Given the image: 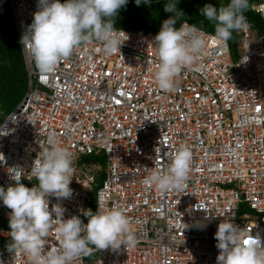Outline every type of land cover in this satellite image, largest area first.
I'll return each instance as SVG.
<instances>
[{"label":"built area","instance_id":"2783aa9c","mask_svg":"<svg viewBox=\"0 0 264 264\" xmlns=\"http://www.w3.org/2000/svg\"><path fill=\"white\" fill-rule=\"evenodd\" d=\"M254 4L264 18V0ZM12 6L21 38L37 0H12ZM183 24L203 33L207 45L196 62L201 69H182L171 91L161 90L154 79V31L116 27L125 32L120 51L105 55L93 39L49 73L22 49L28 86L0 121V186L15 183L8 167L20 166L28 176L52 136L72 153L73 192L68 199L49 196V208L60 203L65 219L78 215L87 223L82 209L93 198L100 165L83 157L103 152L106 175L95 211L98 201L121 209L137 243L128 249L93 248V264H216L214 234L223 219L246 229L250 238L264 239V35L255 38L249 25L238 31L242 52L235 61L228 41ZM181 146L192 152L184 188L144 185L155 165L166 170ZM10 212L0 201L4 238L10 235ZM47 239V246H58L54 231ZM85 256L76 264H85ZM0 264L30 262L6 247Z\"/></svg>","mask_w":264,"mask_h":264},{"label":"clouds","instance_id":"9594fccd","mask_svg":"<svg viewBox=\"0 0 264 264\" xmlns=\"http://www.w3.org/2000/svg\"><path fill=\"white\" fill-rule=\"evenodd\" d=\"M142 2L151 4L152 0H135L138 6ZM127 3L128 0H37L38 10L20 38L22 49L31 55L43 73L54 71L76 48L93 39L102 44L105 55H113L120 51L121 35L125 33L117 30L115 18ZM248 7L249 0H230L219 7L205 4L200 13L215 23L216 38L227 42L233 31L248 28L244 15ZM164 11L173 15L162 22L154 37L158 58L154 79L161 90L171 91L182 69H201L196 62L207 42L204 34L194 26H175L182 12L177 9L176 0H167ZM48 144L49 147L33 161L28 176L20 166L8 167L9 178L15 183L7 189L0 186V201L11 209L8 251L14 253V257L23 253L30 264H76L93 248L134 247L137 238L129 218L117 207L106 208L103 201H98L96 211L82 209L87 223L78 215L65 219L66 209L60 203L49 208V196L58 200L71 197L73 161L72 153L60 146L54 137H49ZM191 166L192 152L181 146L172 153L166 170H159L156 164L157 170L146 175L142 183L160 191H180ZM24 178H35L38 183L28 187L21 182ZM198 227L206 228L207 225ZM52 231L58 246H47ZM214 238L219 250L216 264H264V239L259 235L250 238L246 229L223 219Z\"/></svg>","mask_w":264,"mask_h":264},{"label":"trees","instance_id":"16d2710c","mask_svg":"<svg viewBox=\"0 0 264 264\" xmlns=\"http://www.w3.org/2000/svg\"><path fill=\"white\" fill-rule=\"evenodd\" d=\"M255 0H249V7L244 12L247 23L253 31V36L264 35V18L255 10ZM167 0H152L151 4L141 3L139 6L135 0H128L126 6L122 7L115 18V27L142 28L148 31L159 32L162 22L169 18L172 13L164 11ZM230 0H176L181 15L176 18L175 26L179 28L184 21L204 28L215 33V23L201 15L200 9L205 4H212L216 7L226 5ZM240 34L233 31L228 40L232 53V59L238 60L242 52L240 45ZM28 86V73L25 66L22 45L18 27L16 24L12 0H0V121L12 111L24 96ZM1 112L3 114H1ZM86 161L100 165L96 183L93 189V198L88 202V208L95 211V196L98 188L106 175V156L103 152L89 154L83 157ZM28 187L34 182L22 179ZM38 183V181H36ZM244 209V204L242 205ZM86 217V222H87ZM9 227V225H8ZM10 228V227H9ZM11 242V236L4 238L0 236V253ZM95 253L91 252L85 256V264H93Z\"/></svg>","mask_w":264,"mask_h":264},{"label":"rangeland","instance_id":"374dc122","mask_svg":"<svg viewBox=\"0 0 264 264\" xmlns=\"http://www.w3.org/2000/svg\"><path fill=\"white\" fill-rule=\"evenodd\" d=\"M255 2V1H254ZM264 28V25L262 26Z\"/></svg>","mask_w":264,"mask_h":264}]
</instances>
